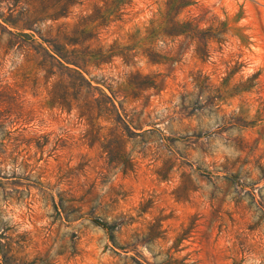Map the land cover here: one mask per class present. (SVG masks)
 Listing matches in <instances>:
<instances>
[{
    "label": "rangeland",
    "instance_id": "obj_1",
    "mask_svg": "<svg viewBox=\"0 0 264 264\" xmlns=\"http://www.w3.org/2000/svg\"><path fill=\"white\" fill-rule=\"evenodd\" d=\"M0 264H264V0H0Z\"/></svg>",
    "mask_w": 264,
    "mask_h": 264
}]
</instances>
